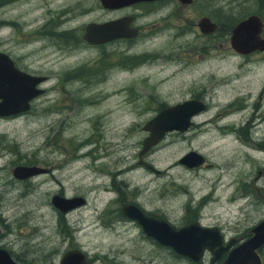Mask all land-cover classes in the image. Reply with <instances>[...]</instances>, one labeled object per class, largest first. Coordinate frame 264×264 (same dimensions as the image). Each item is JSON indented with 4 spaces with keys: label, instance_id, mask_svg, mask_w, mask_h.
<instances>
[{
    "label": "rangeland",
    "instance_id": "obj_1",
    "mask_svg": "<svg viewBox=\"0 0 264 264\" xmlns=\"http://www.w3.org/2000/svg\"><path fill=\"white\" fill-rule=\"evenodd\" d=\"M195 1L180 10L190 14L188 30L180 36L158 33L155 40L142 36L130 52L147 50L142 54H155V60L141 58L140 71L111 79L106 48L76 39L87 23L134 7L108 12L98 0H26L30 7H1L0 22L13 24L0 25L3 47L30 60L32 70L65 78L44 87L47 93L31 115L0 123V247L17 264H57L69 249L81 250L91 264H186L122 223L116 197L174 225L194 220L216 228L224 240L242 237L264 220V55L238 56L228 43V31L255 10V1ZM215 11L234 22L221 19L217 36L205 38L196 20L215 17ZM152 21L151 14L138 19L141 25ZM71 68L74 80L62 75ZM196 95L205 110L186 132L165 134L141 155L152 171L143 168L137 155L144 123ZM189 151L203 157L201 166L177 163ZM27 161L45 163L50 172L18 184L11 165ZM58 191L83 198L85 205L57 217L49 199Z\"/></svg>",
    "mask_w": 264,
    "mask_h": 264
},
{
    "label": "water",
    "instance_id": "obj_2",
    "mask_svg": "<svg viewBox=\"0 0 264 264\" xmlns=\"http://www.w3.org/2000/svg\"><path fill=\"white\" fill-rule=\"evenodd\" d=\"M98 1L102 8L118 9L137 2L149 0ZM180 1L189 2V0ZM197 28L200 33L208 34L214 30L215 25L207 19H203L197 23ZM261 29L262 24L257 16L250 15L244 20L237 22L230 30L228 38L230 49L240 55L249 54L254 51H264V39H261L259 36ZM133 34L134 30L128 26V18H121L104 23H89L85 25L81 39L88 45H100L119 38H129ZM16 75L21 80L24 78L18 72H16ZM9 88L13 90L15 86L11 85ZM39 93V91H34L32 96ZM0 97V115L10 114V110L14 107L21 106L22 111L27 109L25 100H17V97L14 98L13 93H5L0 95ZM11 106L14 107L10 108ZM204 109V104L194 99L183 100L180 103L161 109L142 126L146 137L141 141V149L138 152V157L140 158L151 146L159 143L165 134L171 132H186L191 126V119L203 112ZM203 162V157L193 151L187 152L177 161L179 165L187 169L199 167ZM138 164L143 165L146 169L152 170L150 166L140 161H138ZM43 172L44 170L34 166H15L11 174L15 179L23 180ZM50 203L61 214H66L75 208L83 206L85 200L76 197L64 198L61 196H53L50 199ZM121 213L124 217L134 220L141 227L144 235L151 238L156 244L168 247L176 255L187 257L193 261L200 259L205 250L213 257L211 259V262H213L234 243L233 241H229L225 245H222V237L216 228H205L197 223H190L179 228H174L161 219L141 213L132 205H122ZM248 234L250 235L249 238L227 252L224 264H261L257 249L264 245V220L252 227L248 231ZM0 264L17 263L11 260L5 250L0 249ZM58 264H85L84 255L79 250L66 251L60 258Z\"/></svg>",
    "mask_w": 264,
    "mask_h": 264
},
{
    "label": "flooded vegetation",
    "instance_id": "obj_3",
    "mask_svg": "<svg viewBox=\"0 0 264 264\" xmlns=\"http://www.w3.org/2000/svg\"><path fill=\"white\" fill-rule=\"evenodd\" d=\"M254 1H255V5H256L255 10L252 12H248L245 15L239 16V18H237L238 19L237 22L244 20L246 17H248L250 15L257 16V18L260 20V22L262 24V29H261L259 36L261 39H264V34H263L264 0H254ZM17 2L18 3L20 2L24 6H27V7L31 6V4L29 2H26V0H0V9H1V7H5L8 5L10 7H12L11 4L17 3ZM195 2H196L195 0H189V2H186V1L182 2L180 0H151V1L149 0V1L137 2V3L131 4L129 6L123 7V8L106 9L108 12H110V11H121L123 9L134 7L135 9H130V10H132V12H129V13L127 12V14H125V15H120L119 17L105 21V22H109V21H114V20L121 19V18H128V26L130 29L134 30L133 36H131L129 38L115 39V40H112V41H109V42H106V43H103L100 45H88V44H86L81 39L82 35L80 36V39L78 36L76 40H78V41L81 40L84 43V45H86L87 47H94V48H104L105 47L106 48L107 54H105L104 58H105L106 65H108L107 71H106V77L109 76L110 77L109 79H111L112 77L117 76V75L132 74L133 71L134 72L140 71V63H142V59H146L147 57H149L151 60H153L155 58V54H142L143 52H145L147 50L143 51L142 53L130 52V49L136 44V42L138 40H140V38L142 36L146 37L148 40H150V39L155 40L157 38L158 33H163L165 31H172L171 33H167V34H170L172 36H180L181 33L185 30H188L192 24L191 18L189 17L190 14H188V15L180 14V13H182V12H180V10L181 9L186 10L188 8L190 9V7L195 4ZM67 3L68 2H65L64 4H67ZM98 3H99V1H98ZM40 7H41V9L43 8V3L41 4ZM146 7H149V9H147V10L141 9V8H146ZM103 9H105V8H103ZM67 10L68 9L65 8V14L68 13ZM135 11H137V13H135ZM47 12H48L47 9H45V13H47ZM219 13H220V11H215V14H216L215 17H210L209 15H203V16L201 15L196 20V23H195L196 28H197V23L203 19H207L209 22H211L215 25V28L211 33H208V34H202L201 33L205 38L217 36V34L221 31L220 27L218 25H216V22L218 23L224 17H219L217 15ZM149 14H151L152 18H153V21L150 24L141 25L140 23H138V19H141V18L145 17V15H149ZM177 14H180V15L177 16ZM44 17H46V16H44ZM44 17H42V20L44 19ZM48 18H50V17H48ZM224 19H225V22H229V21L234 20V19L231 20L229 17H226ZM174 20H177L179 22V24L175 25ZM2 23L4 26H5V24H8L9 26H13L11 21H8V22L7 21H4V22L1 21L0 25ZM87 24H89V23H87ZM84 27H85V25H84ZM84 27H83V29H84ZM228 32H229V34H228V38H229L230 31H228ZM39 40H42V38H40ZM233 53L238 55V56H252V55H256V54L264 55V51H254L252 53L245 54V55H240V54L235 53V52H233ZM98 60L101 61L102 58H99ZM30 64H31L30 60L26 61L25 59H22L21 57H19V55L16 56L12 50H10L9 48L3 47V44L0 42V95H3L5 93H13L14 98L17 97L16 98L17 100H20V101L25 100L26 107H27V109L25 111H22L21 106H19V107L11 106L10 108H13V107L14 108L10 110V112H9L10 114L7 113L4 115H0V123H5V124L6 123H14L15 121L19 120L20 118L31 115V110H36L35 105H37L36 104L37 99L47 93V89L44 87L53 80L57 84H59V83H62V81L65 79V78H56L55 75H53V74L42 73V72L32 70ZM73 70H76V69L71 68V70L66 71V73L62 74V75L63 76H66V75L70 76L71 75V79L74 80L72 78V76H73L72 73H75V71H73ZM15 71L18 72L24 78L21 80L20 77H18L16 75ZM163 72L164 71H161L159 73L162 74ZM11 85L15 86V88L13 90L11 88H9ZM34 91H39L40 93L35 95V96H32ZM198 97L199 96L196 95V96H193V98H189L188 100L195 99V100L200 101L198 99ZM0 103H1V97H0ZM201 103H203V102L201 101ZM205 108H206V106H205ZM41 109H43V108H41ZM0 138H2V137L0 136ZM9 148H10V145H9ZM137 158H138V161L142 162L140 160V158L138 157V155H137ZM8 164L11 165V162H8ZM45 165L46 164L43 163V167H42V166L36 165L33 162L27 161V162H19V163L13 164L11 166H12V169L15 166H27V167L34 166V167H38V168L44 170V172L39 174V175H45V174L47 175V173L50 172V167H46ZM142 167H143V165H142ZM12 169H11V171H12ZM147 170L152 171L151 169H147ZM10 174H11V172H10ZM39 175H35L33 177L23 179V180H15L14 179V181L18 184L29 183L31 179H33ZM53 196L64 197L62 192H59V191L56 193H53L50 196V199ZM74 197L75 196L68 197V198H74ZM64 198H67V197H64ZM50 199H49V204L51 205ZM116 202H118V204H119L118 216L120 218V221L122 223H128L134 227H137L139 230H141V227L134 220L128 219L122 215V213H121V206L122 205L126 204V205L135 206L136 209L139 210L141 213H143L147 216L153 217V218L161 219L164 222H166L168 225L173 226L174 228H179V227L185 226V225L190 224V223H197L193 220V221H189V222L186 221L185 223H182L180 225H174L171 222H169L166 218L162 217L159 214H154V213H151L149 211H145L137 203H135L132 200L128 201L127 199H121V197H118V198L116 197ZM84 205H85V203H84ZM78 208H80V207H78ZM78 208H75L69 212H72ZM52 209L57 214V217H59V216L63 217L65 215V214H61L58 210L54 209L53 207H52ZM248 231L244 234V236H242V237L240 236L236 239L235 238H228V239L224 240V238H223L222 239V245H225L229 241H233L234 243H232L231 246L229 247V249L226 252H224L217 260H215L213 262H211V259L213 258L211 255H209L207 257H204V255H202L200 257V259H198L197 261H193L187 257L183 258L181 256L176 255L170 248L160 246V245L156 244L152 239L151 240L160 249L165 248V249H169L170 251H172V253L174 254L173 257L175 260H183V261H185L186 264H224V260L226 259L227 252L231 248L239 245L240 243L245 241L247 238H249L250 235L248 234ZM0 249H2V248L0 247ZM3 250H5V249H3ZM69 250H79V249H69ZM69 250H66V251H69ZM79 251H81V250H79ZM65 252H63L62 255ZM205 252H207V251L204 250L202 254H204ZM257 254L259 256L261 264H264V245L257 249ZM62 255L59 257L57 264L59 263V260L62 257ZM83 255H84L85 264H91V261L88 260L86 255L84 253H83ZM136 263L141 264V262L138 261V259H136ZM148 264H153L152 259L148 261ZM163 264H170V263L164 262Z\"/></svg>",
    "mask_w": 264,
    "mask_h": 264
},
{
    "label": "bare ground",
    "instance_id": "obj_4",
    "mask_svg": "<svg viewBox=\"0 0 264 264\" xmlns=\"http://www.w3.org/2000/svg\"><path fill=\"white\" fill-rule=\"evenodd\" d=\"M76 198H81V197H76ZM82 199H83V198H82ZM5 252L9 255V257L11 258V260H13L11 254H10L8 251H5ZM13 261H14V260H13Z\"/></svg>",
    "mask_w": 264,
    "mask_h": 264
},
{
    "label": "trees",
    "instance_id": "obj_5",
    "mask_svg": "<svg viewBox=\"0 0 264 264\" xmlns=\"http://www.w3.org/2000/svg\"><path fill=\"white\" fill-rule=\"evenodd\" d=\"M232 22H234V21H232ZM237 22V21H236ZM236 22H234V24L236 23ZM231 25H232V23H231ZM231 29V28H230ZM80 41V40H79Z\"/></svg>",
    "mask_w": 264,
    "mask_h": 264
}]
</instances>
